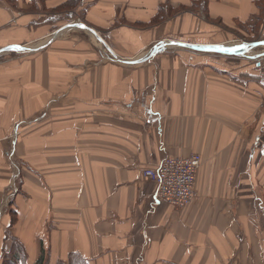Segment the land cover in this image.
Segmentation results:
<instances>
[{"label": "crops", "instance_id": "obj_1", "mask_svg": "<svg viewBox=\"0 0 264 264\" xmlns=\"http://www.w3.org/2000/svg\"><path fill=\"white\" fill-rule=\"evenodd\" d=\"M69 1L0 0V264H264V51L148 58L264 41V0ZM192 155L193 201L156 200Z\"/></svg>", "mask_w": 264, "mask_h": 264}, {"label": "built area", "instance_id": "obj_2", "mask_svg": "<svg viewBox=\"0 0 264 264\" xmlns=\"http://www.w3.org/2000/svg\"><path fill=\"white\" fill-rule=\"evenodd\" d=\"M105 51L109 50L105 48ZM254 70L258 81L264 86V58ZM200 166L201 158L198 155L189 158L167 157L156 169L143 171V177L154 183L156 200L182 210L194 199L195 174Z\"/></svg>", "mask_w": 264, "mask_h": 264}, {"label": "water", "instance_id": "obj_3", "mask_svg": "<svg viewBox=\"0 0 264 264\" xmlns=\"http://www.w3.org/2000/svg\"><path fill=\"white\" fill-rule=\"evenodd\" d=\"M70 28H78V29H82V30L89 32L103 45V47L107 48V46L104 44L101 38L97 35L95 30L81 23H69L61 27L59 30H57L56 32L52 34L48 42L52 40L54 37H56L60 32L66 29H70ZM170 46H178L182 48L191 49L194 51L214 52V53H219V54H224V55H242L254 48H261L264 50V41L256 42L253 44H246L244 47H241V48H226L225 46H222V45H192V44H187V43H182V42L161 43L160 45L157 46V48L153 50V52L148 56V58H151L156 53H162L163 51L166 50V48ZM15 49L23 53H30V52L39 50V48H28V47H20V48L16 47ZM12 52H14V48H7V49L2 50L0 54L12 53Z\"/></svg>", "mask_w": 264, "mask_h": 264}, {"label": "trees", "instance_id": "obj_4", "mask_svg": "<svg viewBox=\"0 0 264 264\" xmlns=\"http://www.w3.org/2000/svg\"><path fill=\"white\" fill-rule=\"evenodd\" d=\"M70 1H72V2H71V4L68 7L73 9V8L76 7V5H77L79 0H70ZM203 12H205V10H203ZM67 22H68V18L64 17L62 19L61 23H59L56 27H59L60 25H62L64 23H67ZM16 246H17V244H16ZM20 254H21V250L19 249V252L17 253V255L15 257L14 256L4 257L3 260H2V264H26L24 255H23V257H21ZM18 256H19V258H18ZM82 261L83 260L76 254H72L70 256V264H78V263H80Z\"/></svg>", "mask_w": 264, "mask_h": 264}, {"label": "rangeland", "instance_id": "obj_5", "mask_svg": "<svg viewBox=\"0 0 264 264\" xmlns=\"http://www.w3.org/2000/svg\"><path fill=\"white\" fill-rule=\"evenodd\" d=\"M262 40H264V38L262 39ZM236 42V41H235ZM237 42H240V41H237ZM255 49H258V50H260V52L263 50V49H261V48H255ZM264 51V50H263ZM259 52V53H260ZM23 53V52H22ZM108 53V52H107ZM107 56H108V54H107ZM259 58H260V61L259 62H261L262 61V59L264 58V52H263V54L262 55H260L259 56ZM263 86V85H262Z\"/></svg>", "mask_w": 264, "mask_h": 264}]
</instances>
